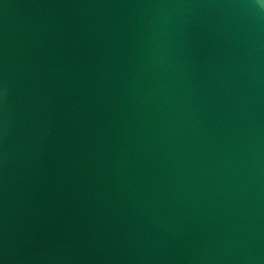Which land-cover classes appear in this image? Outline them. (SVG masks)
Returning <instances> with one entry per match:
<instances>
[{
  "label": "water",
  "instance_id": "95a60500",
  "mask_svg": "<svg viewBox=\"0 0 264 264\" xmlns=\"http://www.w3.org/2000/svg\"><path fill=\"white\" fill-rule=\"evenodd\" d=\"M0 264H264V0H0Z\"/></svg>",
  "mask_w": 264,
  "mask_h": 264
}]
</instances>
